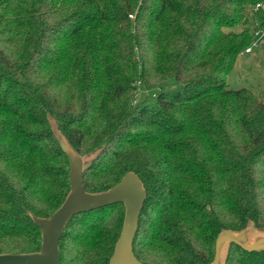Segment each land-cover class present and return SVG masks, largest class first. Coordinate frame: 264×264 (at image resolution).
I'll use <instances>...</instances> for the list:
<instances>
[{
	"label": "trees",
	"instance_id": "16d2710c",
	"mask_svg": "<svg viewBox=\"0 0 264 264\" xmlns=\"http://www.w3.org/2000/svg\"><path fill=\"white\" fill-rule=\"evenodd\" d=\"M262 1L0 0V254L39 251L31 215L51 217L71 189L50 119L77 153L101 151L87 192L143 182L142 264H209L221 231L264 230V91L228 87ZM124 215L75 216L60 264H109ZM227 264L264 251L233 245Z\"/></svg>",
	"mask_w": 264,
	"mask_h": 264
},
{
	"label": "water",
	"instance_id": "95a60500",
	"mask_svg": "<svg viewBox=\"0 0 264 264\" xmlns=\"http://www.w3.org/2000/svg\"><path fill=\"white\" fill-rule=\"evenodd\" d=\"M51 129L61 149L69 159L71 189L63 204L49 218L31 215L40 230L42 242L37 252L0 254V264H60V241L67 224L77 215L115 204L125 208L124 223L109 264H142L135 256L133 243L138 231L139 217L146 198L143 182L134 172H128L114 187L90 193L83 186V174L92 166L101 151L81 155L69 144L55 120ZM235 245L253 253L264 251V230L249 222L242 230H223L216 239L215 256L209 264H227Z\"/></svg>",
	"mask_w": 264,
	"mask_h": 264
},
{
	"label": "rangeland",
	"instance_id": "374dc122",
	"mask_svg": "<svg viewBox=\"0 0 264 264\" xmlns=\"http://www.w3.org/2000/svg\"><path fill=\"white\" fill-rule=\"evenodd\" d=\"M240 29L241 27H238L236 31ZM228 87L231 90L248 89L255 94L264 91V40L259 43L257 48H254L251 54L239 56L228 78ZM172 89H174L173 86L166 88V90ZM147 93L152 97L154 91L138 90L137 99H143Z\"/></svg>",
	"mask_w": 264,
	"mask_h": 264
},
{
	"label": "built area",
	"instance_id": "2783aa9c",
	"mask_svg": "<svg viewBox=\"0 0 264 264\" xmlns=\"http://www.w3.org/2000/svg\"><path fill=\"white\" fill-rule=\"evenodd\" d=\"M264 9V1L257 4L252 10L251 15H255L258 10ZM252 36H253V42L252 44L245 48L241 53L240 56L251 54L254 50V48H257L259 46V43L264 40V27H262L257 20L253 21L252 26Z\"/></svg>",
	"mask_w": 264,
	"mask_h": 264
}]
</instances>
